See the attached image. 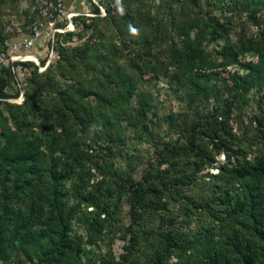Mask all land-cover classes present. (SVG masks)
<instances>
[{
	"label": "rangeland",
	"instance_id": "rangeland-1",
	"mask_svg": "<svg viewBox=\"0 0 264 264\" xmlns=\"http://www.w3.org/2000/svg\"><path fill=\"white\" fill-rule=\"evenodd\" d=\"M41 1L0 0V22L9 16L21 20L31 4ZM79 1L80 11L93 14L91 0ZM96 1L99 18L83 16L86 24H94L86 30L87 40L71 42L79 49L65 50L57 67L40 71L32 66L25 71L26 81L19 75L24 95L10 99V106L0 104V126L21 135L44 161L72 159L75 146L82 185L104 192L112 202L120 198L119 213L109 222L117 232L84 245L83 264H101L105 256L113 264H153L154 251L170 237L193 240L217 226L209 209H219L213 189L224 183L214 176L226 154L234 163L264 153V89L239 94L229 79L231 72L244 74L248 62H264V7L256 0ZM64 2L69 6L72 0ZM190 41L202 56L194 80L215 85L218 92L199 108L230 143L227 153L218 151L217 139L185 132L188 74L181 55ZM234 54L238 61L226 65ZM18 88L15 82L7 92L14 96ZM216 99L234 106L220 108ZM73 111L80 116L77 122ZM170 116L173 126L165 122ZM0 147L10 154L6 141ZM138 181L160 192L145 196L132 223L128 187ZM3 182L0 173V193ZM28 207L27 198L18 202L22 211ZM71 228V235L85 237L80 223ZM130 238L133 253L125 258ZM187 256L174 251L169 264Z\"/></svg>",
	"mask_w": 264,
	"mask_h": 264
},
{
	"label": "trees",
	"instance_id": "trees-1",
	"mask_svg": "<svg viewBox=\"0 0 264 264\" xmlns=\"http://www.w3.org/2000/svg\"><path fill=\"white\" fill-rule=\"evenodd\" d=\"M256 1L264 7V0ZM36 5L31 4L30 8ZM93 6L94 16L90 17V21L100 16L98 7ZM28 13L29 10H26L23 17ZM11 19L13 16L0 22V50L8 37L2 23ZM74 21L79 32L69 33L66 37L56 36L58 59L45 70L57 67L64 60L65 50L79 49L70 46L68 39L76 35L83 43L89 37L86 30H91L94 24H86L83 17H76ZM37 57L40 66H44L45 57L41 54ZM181 59L188 74L184 96L189 102V118L185 119V132H190L192 136L196 133L217 139L218 151L227 153L230 143L227 144L220 137V130L210 126L199 108L204 101L218 93L215 85L205 86L194 80V76L200 73L196 72L197 69L202 68L201 50L190 41L182 46ZM237 61V54H234L226 65ZM12 66L14 72L11 66L0 71V104L3 106H10L7 100L14 99L22 91V80L27 79L24 78L25 71L32 66L38 67L31 61L14 63ZM244 66V74L231 72L229 75L233 90L244 95L254 87L260 91L264 89V62H248ZM19 75L22 80H19ZM15 82L20 88L14 96H10L7 89ZM216 101L220 103V108L234 106L232 102ZM71 114L77 117V122L80 116L75 111ZM165 122L174 125L171 116ZM1 141L10 144V154L0 147V173L4 180L0 193V264H83L82 255L88 253L84 245L95 244L102 234L113 236L117 232L110 228L109 222L116 219L119 213L120 198L117 196L112 202L109 200L111 196L104 192L89 190L82 185L78 176L81 157L75 146L70 152L72 159L59 162L49 157L44 161L36 150L24 145L21 135L16 136L8 128L2 129L0 126V145ZM200 152L192 150L191 154L199 155ZM226 155L227 159L218 168L219 175L214 176L224 183L213 189L217 196L215 200L220 204L219 209L215 212L209 209L217 226L205 228L193 240L177 242L174 236L170 237L154 251L153 264H169L174 251H178V255L180 252L185 255L189 253L177 264H264V153L251 160L242 159L234 163L229 154ZM128 190L130 217L132 223H136L137 211L145 196H155L160 191L153 186L145 187L139 181L130 185ZM22 198L28 199L26 211L18 208ZM206 206L209 208V204ZM83 208L90 210L87 212ZM74 222L84 227V238L79 234L71 235ZM133 248L134 239L130 238L125 246V258L133 253ZM100 262L113 264L111 257L106 256Z\"/></svg>",
	"mask_w": 264,
	"mask_h": 264
},
{
	"label": "built area",
	"instance_id": "built-area-1",
	"mask_svg": "<svg viewBox=\"0 0 264 264\" xmlns=\"http://www.w3.org/2000/svg\"><path fill=\"white\" fill-rule=\"evenodd\" d=\"M79 0H72L69 6L64 0H43L36 6L28 8L29 13L21 20L11 19L3 21L2 27L8 37L3 41L0 50V71L3 68H10L14 72V63L34 62L40 71H44L50 64L58 59L55 51L56 36L66 37L69 33H77L74 18L93 17L94 14H85L78 9ZM100 10L98 1L91 0ZM83 2V0L81 1ZM68 44H78L81 42L76 35L67 40ZM35 52H44V66H40ZM33 53V54H32ZM35 57V58H34ZM23 94L20 93L19 98ZM10 102V99L7 100Z\"/></svg>",
	"mask_w": 264,
	"mask_h": 264
}]
</instances>
